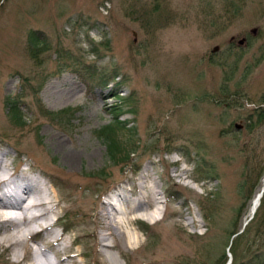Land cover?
<instances>
[{
  "label": "rangeland",
  "instance_id": "obj_1",
  "mask_svg": "<svg viewBox=\"0 0 264 264\" xmlns=\"http://www.w3.org/2000/svg\"><path fill=\"white\" fill-rule=\"evenodd\" d=\"M103 1H4L0 8V134L6 132L9 138L6 140L7 147H0L1 151H7V155L9 153V157L5 158L8 162L14 158L16 147L29 151L36 162L46 161L49 157L68 170V165L62 163L60 153L54 150V145L49 141V135L56 132L70 150H79L81 159L77 173L81 170V182L85 180L86 188L90 189L86 196L92 199L87 203L88 206H83L93 209L89 207L88 216L75 213L73 221L77 222V234L82 233L79 246L90 254L85 257L88 264H125L121 258L124 252L128 264H152L153 260V264H172L176 259L185 258L192 259L191 264H198L204 253L213 260L224 257L227 231L232 229L236 211L246 203L238 187L245 154L238 153V150L247 149L248 152L254 141H260L256 144V150L261 154L260 159L264 160V124L259 125L251 135L247 132L234 135L228 130L233 123L244 121L249 108L261 106L264 102V57L257 66H253L250 60L259 56L258 49L264 47V37H260L240 61L236 73L237 79L241 80L242 107L225 108L201 97L214 94V89L222 80V67L209 62L207 55L214 47L224 49L231 36L246 34L252 28L258 27L264 34V0H243L241 9L231 8L228 13L222 10L221 0H208V4L213 7L209 14L195 8L199 0H109L111 6L106 15L99 9ZM155 1L158 3L154 10ZM145 12L142 21L132 19ZM168 12L174 14L176 19L165 22ZM75 16L106 23L110 33V51L105 53V61L119 66L121 72L127 75L123 94L132 90L136 93L138 112L135 122L142 137L154 135L157 149L162 154L166 136L174 138L171 140L172 147L182 143L202 146L200 141H203L207 149L202 153L215 163L217 169V175L206 183L209 192L217 191V199L209 200L212 199L209 195L200 194L190 187L182 188L180 195L184 199L168 203L163 221L149 228L148 234L156 236V243L147 249L146 235L137 230L138 234L133 235L139 240L138 248L127 252L118 244L114 250L100 253L97 237L99 225L94 224L98 221L94 211L98 212V206L108 194L121 192L130 195V189L138 187L134 175H140L141 169L145 167L150 171L147 174H152L158 186L164 188L167 182L165 175L171 177L177 169L168 167L166 162L180 158L177 155L142 154L136 158L140 171L135 174L129 167L122 171L118 166H112L104 142L94 133L110 118L104 110L103 101L84 93L82 83L73 74L54 72L57 66L54 55H47L43 65L37 67L25 52V37L30 28L41 27L54 38L57 32L56 19L73 20ZM216 28L217 31H214ZM62 30L69 34L60 33V41L65 46L84 49L88 47V39H93L96 44L100 42L95 32L86 33L67 22L59 27V31ZM97 49L102 51L103 47L97 45ZM86 59L92 60L88 55ZM246 63L251 67L250 72L243 74ZM19 72L36 81L44 79L37 98L45 107L53 111L75 107V126L65 128L56 120L41 117L37 122L42 136L40 145L36 138L39 133H36V123L32 118L27 119L26 127L13 128L6 116L3 97L17 92ZM72 91L75 92L73 100L67 98ZM184 99L186 104H183ZM25 101L33 107V94L29 93ZM111 101L108 100L109 103ZM177 109L181 111L177 113ZM168 110L170 112L165 113ZM39 149L46 150V157L44 152H36ZM89 151L95 154L93 158L88 156ZM84 172L96 175V181L99 182L89 184V178L83 176ZM56 173L61 176L63 170H57ZM103 173L108 176L100 179ZM192 174L191 170L187 173L191 177ZM161 180H164L163 186ZM251 185L247 186V194ZM200 201L209 207L207 214L213 215L211 220L206 219ZM88 231L96 235L86 234ZM190 232L198 234L190 236ZM261 238L262 235L258 239ZM108 242L113 243L112 238Z\"/></svg>",
  "mask_w": 264,
  "mask_h": 264
},
{
  "label": "bare ground",
  "instance_id": "obj_2",
  "mask_svg": "<svg viewBox=\"0 0 264 264\" xmlns=\"http://www.w3.org/2000/svg\"><path fill=\"white\" fill-rule=\"evenodd\" d=\"M52 144L54 150L60 153L62 163L68 165V170H63V177L69 179V192L60 193L53 187L51 182L55 175L48 166L29 160H26L24 167L7 163L4 159L7 153L0 149V250L6 254L7 264H78L77 257L83 253L80 248H72L71 244L78 241L79 236L70 238V245L64 243L65 231L73 228L77 222L58 231L54 229L55 217L64 211L80 216L90 213L89 207L81 204L82 182L78 180L81 172L75 176L81 155L79 150H70L59 136H52ZM93 151L88 152L90 158L95 156ZM149 178L148 174H143L137 183L138 188L132 190L130 195L121 192L112 194L101 202L98 212L94 211L101 228L97 236L104 253L110 246L107 243L109 238H112L115 247L121 244L125 249L136 248L138 240L127 225V215L139 212L137 217L149 219L151 214L147 209L154 203H160L162 198L152 178V193L149 195L145 192ZM118 204L126 206L124 213L127 215L122 211L116 220L111 213H118ZM86 234L96 235L92 231ZM25 250L29 252L27 261H24L25 255L22 254Z\"/></svg>",
  "mask_w": 264,
  "mask_h": 264
},
{
  "label": "trees",
  "instance_id": "obj_3",
  "mask_svg": "<svg viewBox=\"0 0 264 264\" xmlns=\"http://www.w3.org/2000/svg\"><path fill=\"white\" fill-rule=\"evenodd\" d=\"M254 257H258V255H254Z\"/></svg>",
  "mask_w": 264,
  "mask_h": 264
}]
</instances>
